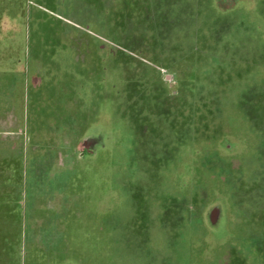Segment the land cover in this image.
Wrapping results in <instances>:
<instances>
[{"label":"rangeland","instance_id":"obj_1","mask_svg":"<svg viewBox=\"0 0 264 264\" xmlns=\"http://www.w3.org/2000/svg\"><path fill=\"white\" fill-rule=\"evenodd\" d=\"M39 13L107 51L112 67L111 98L87 99L103 114L80 117V161L27 176V205L47 193L71 202L57 225L73 262L264 264V0H131L121 11L0 0V38L38 26ZM33 116L19 126H36ZM34 204L33 220L44 216ZM131 233L148 238L114 245Z\"/></svg>","mask_w":264,"mask_h":264},{"label":"crops","instance_id":"obj_2","mask_svg":"<svg viewBox=\"0 0 264 264\" xmlns=\"http://www.w3.org/2000/svg\"><path fill=\"white\" fill-rule=\"evenodd\" d=\"M102 1L88 0L95 6ZM104 1L121 11L131 0ZM44 15L36 14L38 26L14 28L10 38H0V264H76L74 248L66 241L71 234L57 225L60 211L71 202L47 193L40 203L27 205V176L33 174V167L48 169L64 160L80 161L81 128L88 127L81 125L80 117L88 124L96 120L103 114L100 103L112 96L110 54L89 39L74 40L73 31L58 22L46 24ZM50 47L53 55L47 67ZM89 98L100 101L97 109L95 104L88 109ZM27 114H34L31 122L36 126H19ZM32 204L40 206L43 217L33 220ZM27 222L47 226L33 231ZM128 238L148 236L124 234L114 245L123 248ZM96 239L112 248L110 233L101 232Z\"/></svg>","mask_w":264,"mask_h":264}]
</instances>
